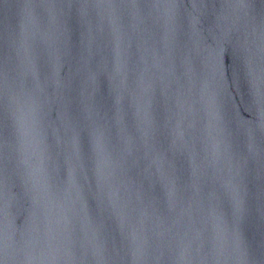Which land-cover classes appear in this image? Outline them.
Masks as SVG:
<instances>
[{
	"label": "water",
	"instance_id": "95a60500",
	"mask_svg": "<svg viewBox=\"0 0 264 264\" xmlns=\"http://www.w3.org/2000/svg\"><path fill=\"white\" fill-rule=\"evenodd\" d=\"M0 264H264V0H0Z\"/></svg>",
	"mask_w": 264,
	"mask_h": 264
}]
</instances>
